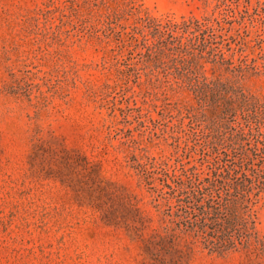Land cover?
I'll list each match as a JSON object with an SVG mask.
<instances>
[{"label": "rangeland", "instance_id": "obj_1", "mask_svg": "<svg viewBox=\"0 0 264 264\" xmlns=\"http://www.w3.org/2000/svg\"><path fill=\"white\" fill-rule=\"evenodd\" d=\"M221 134L263 147L264 0H0V264H264V194L236 248L166 237Z\"/></svg>", "mask_w": 264, "mask_h": 264}, {"label": "trees", "instance_id": "obj_2", "mask_svg": "<svg viewBox=\"0 0 264 264\" xmlns=\"http://www.w3.org/2000/svg\"><path fill=\"white\" fill-rule=\"evenodd\" d=\"M257 116L255 112L249 114L248 121ZM222 142V134L213 136L207 147L218 152ZM248 150H253L264 163V143L261 148L246 149V145L237 146L231 140L227 148L219 151L224 155L222 164L207 176L201 178L195 168L182 167L175 185L169 184L174 193L179 192L178 203L162 210L169 240L191 249L200 242L210 252L218 253L250 241L255 229L253 207L264 194V168L255 165ZM151 183L147 182L152 203L161 210V194Z\"/></svg>", "mask_w": 264, "mask_h": 264}]
</instances>
